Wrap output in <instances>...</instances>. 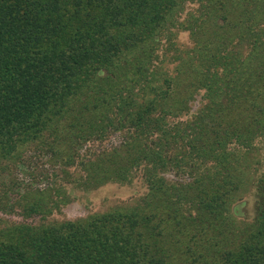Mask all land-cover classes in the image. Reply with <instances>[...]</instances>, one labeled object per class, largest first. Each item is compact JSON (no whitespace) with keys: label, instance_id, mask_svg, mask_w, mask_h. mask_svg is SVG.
Listing matches in <instances>:
<instances>
[{"label":"trees","instance_id":"trees-1","mask_svg":"<svg viewBox=\"0 0 264 264\" xmlns=\"http://www.w3.org/2000/svg\"><path fill=\"white\" fill-rule=\"evenodd\" d=\"M31 146L58 186L27 190V214L62 182L139 170L144 195L0 228V264H264V0H0V162Z\"/></svg>","mask_w":264,"mask_h":264},{"label":"rangeland","instance_id":"rangeland-1","mask_svg":"<svg viewBox=\"0 0 264 264\" xmlns=\"http://www.w3.org/2000/svg\"><path fill=\"white\" fill-rule=\"evenodd\" d=\"M177 44L179 48L189 47L186 33L182 32L178 35ZM119 139H121L119 134L111 133L105 140L90 143V148L87 147L88 144L83 148V151L86 149L91 151L108 149L117 145ZM21 156H23V162L15 168H12L11 162H0V228L16 224L48 225L84 218L94 213L132 208L140 202L144 195L145 185L139 170L124 184H103L88 191L81 188L73 189L72 185L62 182L58 189L63 192V195L50 201L48 209L44 213L27 214L24 208L29 197L27 190L40 188L46 182H49L52 188L57 187L58 184L51 183V179L41 182L39 177L35 176V172H33L35 166L44 165V159H42L38 147L31 146L30 149L24 150ZM73 178L76 179V175ZM251 194V189L247 188L243 196L248 201L247 206L244 205V209H247L245 214L248 219L252 217Z\"/></svg>","mask_w":264,"mask_h":264}]
</instances>
